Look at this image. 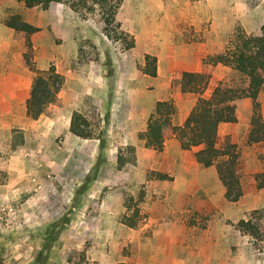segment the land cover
Here are the masks:
<instances>
[{"label": "rangeland", "instance_id": "1", "mask_svg": "<svg viewBox=\"0 0 264 264\" xmlns=\"http://www.w3.org/2000/svg\"><path fill=\"white\" fill-rule=\"evenodd\" d=\"M120 1L145 9L148 17L145 23L159 29L157 34L160 35H155L158 40L140 41L138 48L132 49L134 54L125 52L123 42L108 39L103 34L97 11L80 9L76 12L64 1L52 5V10L68 14V32L79 35L75 69L93 75L95 90L79 94L78 106L71 110L94 118L95 125L89 129L94 137L103 139L102 149L98 154L80 153L78 150H89L95 142L87 140L75 147V144H66L63 135L53 137L21 127L0 133V264H90L91 249L97 244H105L107 253L121 255L127 261L137 252L139 242L142 252L148 249L143 244L149 234L143 232L139 236L138 229L147 218L149 202L174 203L182 210L185 226L191 227V230L185 228V244H191L195 251L193 264H264V187H260L264 182V148L259 143L247 142L252 115L250 99L235 100L236 122L218 133L219 145L228 132L239 153L243 169L242 196L236 202L224 198L223 186L213 178L214 167L200 170L199 174L189 170L196 179L192 185L176 186L170 183L172 178L167 180L166 186L150 183L149 180L154 181L149 174L152 171L145 170L144 165L137 166L135 150L131 153L127 149L131 146L128 145L130 138L123 136L120 123L112 122L110 111L114 99H132L137 109L147 106V102L153 103L159 96L158 85L161 95L176 102L183 113L197 95L181 99L179 89L170 87L172 73L160 71L156 83L155 79L145 76L141 72L144 50L160 54L163 63L167 46L173 45L178 50L190 46L191 50L202 52V60H206L223 49L235 32L250 33L264 23V0H211L206 8L202 3L207 0H190L189 3L194 6L196 2L197 6L195 24L181 22L188 17L187 0ZM165 4L174 5L172 14L180 21L175 26L164 25L167 18L162 7ZM23 12L25 17L36 18L40 25L47 22V12L40 7ZM15 13L25 18L19 11H10L8 16ZM173 16L170 11L171 21ZM160 24L164 26L159 27ZM120 29L125 31L123 26ZM169 30L180 34L172 42H165L162 32L169 33ZM114 35L110 32L111 37ZM22 43L25 50L23 40ZM127 57L133 66L121 64L127 63ZM30 70L40 71L35 65ZM95 76L100 78L97 80ZM219 81L234 87L245 85L244 77L237 71L217 64L211 70L202 96H207ZM257 100L263 116L264 92L259 93ZM53 106V103L46 105L42 114H48ZM124 108L120 105L117 110L121 113ZM71 110L63 114L68 116ZM143 121L137 118V128ZM173 121L181 122L179 112ZM116 154L121 158L120 168L114 163ZM92 163L88 170L80 168ZM184 173L185 170L179 175ZM140 192L143 200L139 207L144 217L134 228L126 227L121 223L122 217L131 213L126 203L130 198L135 200ZM250 215L259 218L256 220L260 227L259 238L234 228L236 222Z\"/></svg>", "mask_w": 264, "mask_h": 264}, {"label": "crops", "instance_id": "2", "mask_svg": "<svg viewBox=\"0 0 264 264\" xmlns=\"http://www.w3.org/2000/svg\"><path fill=\"white\" fill-rule=\"evenodd\" d=\"M189 1L190 0H187L186 8L188 11V17H184L181 22H191L195 24L196 20L194 11L197 7L195 4L196 2L193 6ZM210 2L211 0H207V3H202L205 6L203 8L209 6ZM54 3L56 2H52L46 9H42L47 12V22L44 25H40L37 23L36 18L32 16L30 18L25 17L26 13L23 12L32 11L37 7L25 8L23 4L17 0H0V133H4V131L10 133L12 128L21 127L24 130L35 133H49L53 137L63 135L66 144H71V146H73L72 144H75V147L76 144L80 145L81 142L89 140L90 142H95L91 143V148L89 150L82 148L78 151L87 154H96L97 152L98 154L102 149L101 143H99V137H94L91 133L89 138H80L69 132L70 116L74 109L72 107L77 108L78 106L76 98L81 93L86 94L89 91H94L95 87L91 80L93 77L92 74H84L75 69V66L78 65L76 58L78 54L77 40L79 35L74 31L72 33L68 32V14L65 11L61 13L52 10V5ZM173 6V4H165L162 7L164 16L167 18L164 25L169 23L168 25L175 26L180 22L177 21L172 14ZM144 10L145 9L134 7L133 4L128 5L121 2L116 13L115 20L121 22V25L125 28L124 32L132 35L134 38L133 48L125 49L124 47L125 52H128V54L132 52V49L134 50L138 48V43L140 41L143 43L145 41H157L158 38H156L155 35H160V33L157 34V32H159L157 27L145 23V19L148 17H146ZM10 11H19V13L25 17L23 19L25 22L39 29L30 36L33 49V62L36 70H47L52 64L55 73L61 77V84L57 93L59 104H54L53 110H50L48 114H41L36 119L29 118L26 112V101L30 97L31 85L35 73L25 67L20 60L22 53L25 51L22 47L23 39L15 37L14 31L4 24ZM170 11L173 16L172 21L169 18ZM164 25L160 24L159 27ZM122 26H120V28H122ZM178 34L180 33H177L174 30H169V33L168 31H165V33L162 32V35L165 36L162 40L165 42H172L174 38L179 36ZM184 48H182V50H184L182 51L178 50V48H175L173 45L170 47L167 46L163 63L160 60V54H152L149 50L145 49L142 53L143 66L144 56L146 54L156 57L157 75L155 77H148L155 79L156 83L160 71L169 74H173L175 71H200L203 62L202 52L193 51L191 50L193 48L190 46ZM132 54L134 53L132 52ZM121 64H131L133 66V63L128 57L127 63L124 61ZM95 77L97 80L100 78V76ZM170 80H172L171 77ZM156 90L159 96L156 97L155 101L153 103L147 102V106L142 105L139 109L135 107L134 100L132 99H124L123 101H116L114 99L110 109L112 122L115 124L117 122L120 123L121 126H123V136L130 138L128 145L134 147L137 166L142 167L144 165V169L147 171L168 175L172 178L170 183L176 186L181 184L192 185L196 179L193 172L191 171L190 173L189 170H196V174H199L200 170L212 169L213 166L200 168L194 158V153L191 154V150L186 151L181 149L180 144L175 137L167 139L163 144L162 150L156 152L152 159L147 163V158L144 154L145 141L140 139L138 135L144 132L148 116L153 111L154 104L159 100H169L161 95V87L156 85ZM191 95V93H179L181 99H188ZM174 104L177 108V114L179 112V117L181 119V122L176 125H181L194 105V101L189 103V106L183 111V113H180L177 103L175 102ZM120 105L125 107L121 113L117 110ZM131 105L133 106L131 107ZM68 109L72 110L69 115L66 116L63 114V111L65 112ZM132 110L139 114L134 115L135 112L132 113ZM97 111L100 112V107ZM262 117L264 118V114ZM137 118L144 120L139 128H137ZM233 124L234 123H221L218 127V133L221 129H228L229 126ZM228 134V132H225V135ZM118 155L119 154H116V158ZM94 162L95 161H93V163ZM93 163L89 166H81L80 168L88 170ZM114 163L117 164V168H120L117 159ZM183 170H185L186 174L184 173L180 176L179 173ZM202 172L204 173L205 171ZM213 176V178H216L215 180H218L219 182L216 171H213ZM96 178H98V176ZM143 180H145V175L143 176ZM95 181H97V179L94 180V182ZM149 182L154 184H165L164 186L168 183L167 180L158 179H154V181L149 180ZM146 209L147 218L138 229V234L139 236H142V234H144L143 232H148L149 237L145 238L143 244V246H148V249H145L142 252L140 250L141 243L139 242L137 252H135L133 258L127 259L128 263L193 264V262H195V258L193 257L195 251L191 244H185V228L191 230V227L185 226L182 210L174 203L158 205L151 202L147 204ZM104 247L105 244L93 245V249H91L90 252V264H122L123 262H127L121 255H117L110 251V253H107V250ZM94 249L95 252L92 251ZM204 255L205 257H208L207 253Z\"/></svg>", "mask_w": 264, "mask_h": 264}, {"label": "trees", "instance_id": "3", "mask_svg": "<svg viewBox=\"0 0 264 264\" xmlns=\"http://www.w3.org/2000/svg\"><path fill=\"white\" fill-rule=\"evenodd\" d=\"M25 8L40 7L46 9L52 2H66L71 10L97 11L99 21L102 24V32L108 38L123 42L125 49L134 47L132 35L120 29L115 20L120 7V0H17ZM4 24L14 31L17 38L23 39L25 51L20 60L25 67L34 68L33 49L30 36L39 29L25 22L19 14L9 15ZM113 32V37L110 36ZM221 64L237 71L244 77V86L234 87L224 81H219L207 96L202 94L207 89L212 68ZM143 74L155 77L156 57L150 54L144 56ZM61 84L60 76L55 73L53 67L47 70L36 71L30 91V97L26 101L27 116L31 119L38 118L46 105L59 104L57 93ZM171 88H178L181 93H191L197 98L181 125L173 123L177 114V108L172 99L159 100L154 104L153 111L147 119L143 133L138 137L143 139L144 154L147 163L156 152L163 148L164 142L175 137L181 149L190 151L196 149L194 158L202 168L214 167L217 177L224 188V198L229 202H236L242 196L241 176L242 166L239 161V153L231 142L229 135H225L222 143L218 144V127L221 123H235V105L237 99L248 98L252 102V115L250 128L247 134V142L259 143L264 148V118L260 113V105L257 100L260 92H264V23L255 31L246 33L235 32L227 41L223 49L216 51L211 57L203 60L201 70L198 72L175 71L172 75ZM95 125L94 118L84 116L79 112H72L70 116L69 132L80 138H89V127ZM101 147L103 139L100 138ZM134 152L132 146L127 148ZM264 157V152H263ZM120 166L121 158L117 156ZM151 178L158 180L171 179L168 175L150 172ZM260 187H264V182ZM143 200V193L126 203L130 215H125L121 223L129 228H134L141 220L139 204ZM133 201V202H132ZM255 219V220H254ZM259 218L252 215L248 219H240L234 224V228L253 237L259 238L260 227L256 222ZM264 230V226L262 227Z\"/></svg>", "mask_w": 264, "mask_h": 264}]
</instances>
